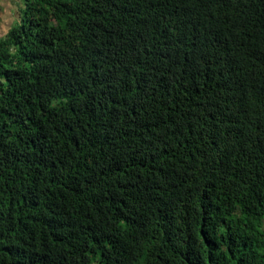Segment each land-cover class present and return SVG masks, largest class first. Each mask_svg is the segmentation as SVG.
Returning a JSON list of instances; mask_svg holds the SVG:
<instances>
[{
  "label": "trees",
  "instance_id": "16d2710c",
  "mask_svg": "<svg viewBox=\"0 0 264 264\" xmlns=\"http://www.w3.org/2000/svg\"><path fill=\"white\" fill-rule=\"evenodd\" d=\"M22 3L0 264H264V0Z\"/></svg>",
  "mask_w": 264,
  "mask_h": 264
},
{
  "label": "rangeland",
  "instance_id": "374dc122",
  "mask_svg": "<svg viewBox=\"0 0 264 264\" xmlns=\"http://www.w3.org/2000/svg\"><path fill=\"white\" fill-rule=\"evenodd\" d=\"M22 5V0H0V36L18 20Z\"/></svg>",
  "mask_w": 264,
  "mask_h": 264
}]
</instances>
